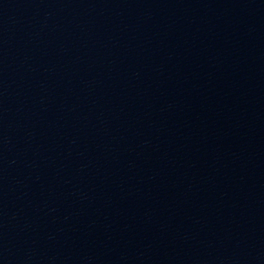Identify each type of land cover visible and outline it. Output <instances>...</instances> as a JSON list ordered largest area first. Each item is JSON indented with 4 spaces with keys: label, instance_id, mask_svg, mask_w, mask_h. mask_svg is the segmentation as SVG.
I'll return each mask as SVG.
<instances>
[{
    "label": "water",
    "instance_id": "water-1",
    "mask_svg": "<svg viewBox=\"0 0 264 264\" xmlns=\"http://www.w3.org/2000/svg\"><path fill=\"white\" fill-rule=\"evenodd\" d=\"M0 264H264V0H0Z\"/></svg>",
    "mask_w": 264,
    "mask_h": 264
}]
</instances>
